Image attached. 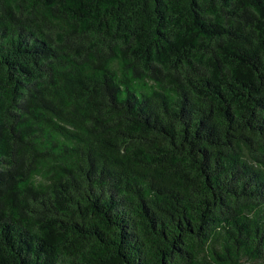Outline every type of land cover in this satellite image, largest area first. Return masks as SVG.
<instances>
[{
	"label": "trees",
	"instance_id": "16d2710c",
	"mask_svg": "<svg viewBox=\"0 0 264 264\" xmlns=\"http://www.w3.org/2000/svg\"><path fill=\"white\" fill-rule=\"evenodd\" d=\"M0 264H264V0H0Z\"/></svg>",
	"mask_w": 264,
	"mask_h": 264
}]
</instances>
